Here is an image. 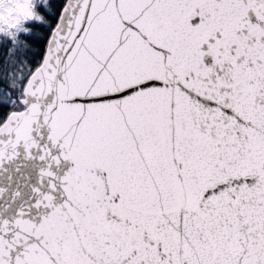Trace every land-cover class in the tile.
Instances as JSON below:
<instances>
[{
    "label": "snow or ice",
    "instance_id": "obj_1",
    "mask_svg": "<svg viewBox=\"0 0 264 264\" xmlns=\"http://www.w3.org/2000/svg\"><path fill=\"white\" fill-rule=\"evenodd\" d=\"M0 264H264V0H0Z\"/></svg>",
    "mask_w": 264,
    "mask_h": 264
}]
</instances>
